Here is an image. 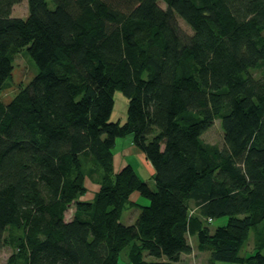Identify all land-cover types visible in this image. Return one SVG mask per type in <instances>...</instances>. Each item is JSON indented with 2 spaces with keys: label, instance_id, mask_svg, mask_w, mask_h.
Instances as JSON below:
<instances>
[{
  "label": "trees",
  "instance_id": "trees-1",
  "mask_svg": "<svg viewBox=\"0 0 264 264\" xmlns=\"http://www.w3.org/2000/svg\"><path fill=\"white\" fill-rule=\"evenodd\" d=\"M21 1L0 0V252L6 230L23 232L8 264H120L124 251L131 264H178L189 234L213 261L264 264V0H28L25 18L12 15ZM22 48L38 71L5 102ZM117 90L122 124L110 121ZM216 118L222 147L202 138ZM129 134L155 188L132 164L114 172ZM88 162L101 186L79 201ZM134 192L150 202L125 224Z\"/></svg>",
  "mask_w": 264,
  "mask_h": 264
},
{
  "label": "rangeland",
  "instance_id": "rangeland-1",
  "mask_svg": "<svg viewBox=\"0 0 264 264\" xmlns=\"http://www.w3.org/2000/svg\"><path fill=\"white\" fill-rule=\"evenodd\" d=\"M49 6L53 8L55 6L53 0H47ZM162 7L167 8V4L164 1H160ZM14 16L27 17L29 15L28 0H22L20 3H17L13 7ZM178 23L181 29L186 33H192L191 27L180 17H178ZM13 71L11 76L4 83L1 90V97L5 102H8L17 94L20 93L25 87H28L37 73L38 69L34 61L28 54L26 48H22L19 51L15 52L14 62H13ZM115 103L113 111L110 117V121L124 123L127 119V110H128V100L124 94L117 90L115 92ZM203 140L210 144L222 147L224 145V131L221 126V121L219 118H216L213 124L208 127L203 135ZM125 158H129L132 166L139 174L141 178L146 180L152 188H155L153 181L154 168L150 162L145 157V154L142 151H138L136 146L133 143L132 135L129 134L124 137H118L116 139V145L114 149V172H118L124 163ZM149 163V164H148ZM92 171H90V170ZM86 170L88 173L85 177V185L87 186V192L79 197V201L92 200L94 193L100 188L102 181V170L96 168L92 163H86ZM138 192H134L130 197L129 205L124 209L122 214V222L125 224H131L135 221L139 214V206L137 203L147 205L149 204V199L141 196L139 197ZM78 201V200H77ZM188 206L190 208V214L196 215L199 212L195 201L193 199L187 200ZM76 209L75 202L70 205L66 211V218L69 219L73 216ZM227 222V217H222L213 221V223H208L205 221L211 230H213L219 224H225ZM6 236L11 237V242L7 243L0 252V263L8 264V258L11 254L16 251V243L12 240V237H18L23 234L20 229L9 228L5 232ZM188 241L192 245V252L188 254H182L178 264H232L230 262L222 261H213L211 249L207 248L205 250H199L198 248V239L196 235H188ZM254 232L251 231L249 239L242 251L243 254H251L254 252ZM125 251L121 255L120 264H131L127 261V255Z\"/></svg>",
  "mask_w": 264,
  "mask_h": 264
},
{
  "label": "crops",
  "instance_id": "crops-1",
  "mask_svg": "<svg viewBox=\"0 0 264 264\" xmlns=\"http://www.w3.org/2000/svg\"><path fill=\"white\" fill-rule=\"evenodd\" d=\"M12 15H14L13 14V11H12ZM149 162V161H148ZM126 164H132L131 162H130V160H129V158H125V160H124V163L122 164V166L121 167H123L124 165H126ZM149 164V163H148ZM155 172V171H154ZM143 179V178H142ZM153 181H154V179H153ZM139 197H140V195H139ZM72 217H70L69 219H71Z\"/></svg>",
  "mask_w": 264,
  "mask_h": 264
}]
</instances>
